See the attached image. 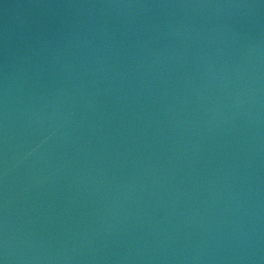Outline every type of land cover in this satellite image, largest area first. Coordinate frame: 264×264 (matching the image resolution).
Instances as JSON below:
<instances>
[{
    "label": "water",
    "instance_id": "95a60500",
    "mask_svg": "<svg viewBox=\"0 0 264 264\" xmlns=\"http://www.w3.org/2000/svg\"><path fill=\"white\" fill-rule=\"evenodd\" d=\"M0 264H264V0H0Z\"/></svg>",
    "mask_w": 264,
    "mask_h": 264
}]
</instances>
